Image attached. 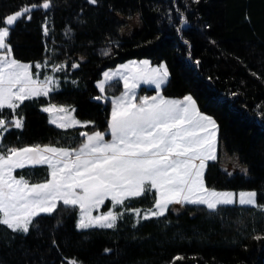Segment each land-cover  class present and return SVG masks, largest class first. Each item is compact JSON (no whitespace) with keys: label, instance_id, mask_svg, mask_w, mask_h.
<instances>
[{"label":"trees","instance_id":"1","mask_svg":"<svg viewBox=\"0 0 264 264\" xmlns=\"http://www.w3.org/2000/svg\"><path fill=\"white\" fill-rule=\"evenodd\" d=\"M43 2L0 0V21L37 5L30 19L22 16L10 28L7 42L16 59L41 63L32 67L35 78L53 73L58 79L47 96L25 100L15 112L3 110L0 118L22 117L24 126L7 123L0 146L78 147L85 138L81 133L109 127L111 101L97 85L104 70L130 58L164 61L169 70L164 93L192 94L199 108L215 117L227 152L248 167L249 176L230 174L219 161H210L206 185L255 190L257 206L222 204L212 210L187 204L180 213L168 209L163 216L137 219L133 209L155 206L153 189L119 205L123 215L114 228L80 229L79 207L60 202L51 214L35 217L27 234L0 225V264L72 259L79 264H264V0H51L48 9L40 7ZM137 13L143 27L122 36L120 15ZM105 43L112 51L101 55L96 47ZM57 64L60 71L53 69ZM51 103L73 108L81 124L51 123L42 108ZM15 175L43 182L49 168L29 166ZM108 208L110 200L103 210Z\"/></svg>","mask_w":264,"mask_h":264},{"label":"snow or ice","instance_id":"2","mask_svg":"<svg viewBox=\"0 0 264 264\" xmlns=\"http://www.w3.org/2000/svg\"><path fill=\"white\" fill-rule=\"evenodd\" d=\"M89 2L95 4L97 0ZM50 6L51 0H44L40 5L43 9ZM36 7L35 4L25 6L22 11L9 14L6 20L0 21V50H4L0 54V116L5 108L15 112L25 100L47 96L50 91L51 77L44 81L33 79L30 71L33 66L12 58L11 45L6 42L10 28L22 16L30 19ZM47 31L45 26V34ZM135 63L121 65V68L128 70ZM35 67L40 68L41 65L36 64ZM137 67L141 71L124 77L125 94L113 101L109 141L105 140V133L96 131L92 135L81 133L87 137V142L79 149L39 144L0 146V225L13 232L27 234L35 217L51 214L58 202H62L65 206L79 207L78 228H114L123 213L109 211L103 216L93 217L91 210L106 199L110 198L114 205H123L125 200L153 189L158 195L154 201L156 211L149 209L144 219L163 216L173 203L202 204L212 210L218 205L237 202L257 206V193L254 191L239 193L237 200L235 193L206 187L204 172L207 162L217 160L219 125L199 110L191 95L182 100H169L158 92L156 96L142 97L139 104L132 102L140 82L154 84L159 89L169 76L164 64L150 68V62L145 60ZM55 71H60V68H55ZM115 75L104 73V80L98 85L101 92L105 89V82ZM43 111L67 113L68 109H57L51 105ZM7 123L18 129L24 126L22 117L14 121L0 118V129L6 130ZM51 123L66 128L80 121L58 123L54 118ZM2 144L3 137L0 136ZM37 165H47L51 178L30 184L22 175L19 178L13 175L16 169ZM243 171L246 173L247 169ZM133 211L140 215L138 209ZM68 264L79 262L72 259Z\"/></svg>","mask_w":264,"mask_h":264},{"label":"rangeland","instance_id":"3","mask_svg":"<svg viewBox=\"0 0 264 264\" xmlns=\"http://www.w3.org/2000/svg\"><path fill=\"white\" fill-rule=\"evenodd\" d=\"M120 18L125 21V25L120 30V34L122 36H128V35L132 34L135 30L141 29L143 27V22H142L141 17H140V15L138 13L133 15V16H131V17H126L124 15H120ZM6 42H7V40H6ZM3 51L4 50H0V54H2ZM96 51L99 54H101V55H108V54L111 53L112 48H111V45L109 43H105V44L99 46ZM11 57L15 58L13 56L12 52H11ZM84 58L85 57L83 56V59ZM145 60L150 62V68L158 67L161 64H164V65L167 66L166 62H164V61H162L160 63H152L151 60L148 59V58H130V59H127V60H125L123 62L118 63L115 66L109 67L106 70H104V72L102 74V77L97 82V85H99V83L102 80H104V73L105 72L116 73V75L113 77V79L105 82V89L102 92V94L106 98H109L110 101H111V110H110L109 123H110V120H111L112 108L114 106L113 101H115L117 98L123 96L125 94V92H126V89H125V86H124V77L128 76L130 73H137V72L141 71L137 66L140 64V62L145 61ZM19 61H21V60H19ZM21 62L22 63L31 64L32 66H34L35 64H41L38 61L37 62L21 61ZM132 62H136V63L134 65H132V67L130 69L125 70V69L121 68V65L132 64ZM60 65L61 64H57V65L53 66V69L55 70V68H58V67L61 68L62 65L61 66ZM167 69H168V67H167ZM30 71L32 72V68L30 69ZM168 72H169V70H168ZM48 77H51V81H52L51 83L48 84V87L50 89L49 93H50L54 89V87H56L57 84H58V79H57V77H55V75L53 73H50L45 78H35L33 76V79H36L38 81H44ZM168 79H169V76L167 78V81L164 84H162L159 89H157L154 84H147V83L140 82L139 86L135 89V99L132 102L136 103V104H139L141 102V98L142 97H144V96H148V97L156 96L158 92H159L160 95H162L166 99H169V100H182L186 95L178 97V96H168V95H166L164 93L163 88L166 85V83L168 82ZM131 82L132 81L130 79L129 83L131 84ZM118 86H121V89H120V91L117 92L116 89H117ZM150 89H154V90L150 91ZM187 95H191L194 98V96L192 94H187ZM51 105H55L57 107V109L60 108V107L67 108L68 112L67 113L59 112V111H54L52 113L47 112L48 115H49V120L50 121L52 119H54V118L57 119L58 123L65 122L66 120H77V121H80L77 118V116L75 114V111H73V108H70L68 106L56 105V104L51 103V104L46 105V106H44L42 108L44 109V108L50 107ZM199 110L203 114L211 116L213 119H215V117L212 116L211 114H208V113L202 111L200 108H199ZM17 118H20V117L15 116L14 120L17 119ZM79 124H81V121H80ZM79 124H75L74 126H77ZM55 125H57V124H55ZM4 130L5 129H0V136H2ZM96 131L105 133V140L106 141H109L111 139V135H110V132H109V127L105 131L95 130V131L89 132L87 134L88 135H92ZM86 142H87V137L85 136L83 142L78 147H76V148H68V149H70V150L79 149L80 147L83 146V143H86ZM44 145H49V144H44ZM44 145H41V146H44ZM49 146L60 148V147L54 146V145H49ZM63 148H65V147H63ZM216 161H219V164H220L221 168L224 169L225 171H227L230 174L241 172V173H244L247 176H249L248 167L240 162L239 156L237 154H229L227 152L224 143L219 140V133H218V146H217V160ZM209 162L210 161L207 162V165H208ZM243 169H247V172L245 173L243 171ZM49 172H50V169H49ZM205 172H206V170H205ZM205 172H204V181H205ZM13 175L16 176L15 172L13 173ZM16 177L19 178L18 176H16ZM50 178L51 177L49 175V179ZM43 182H45V181H43ZM40 183H42V182H40ZM205 185H206V183H205ZM206 187H208V186L206 185ZM208 188L212 189V190H215V191H218V192H232V193H235L237 200L239 199V193H241V192H251V191L256 192L255 190L216 189V188H210V187H208ZM156 199H158V195L157 194H156ZM109 200H110V208H108L107 210H103V207L107 204V201H109ZM256 201H257V196H256ZM59 203L60 202H58V204ZM187 204L188 203H184V204L173 203V204H170L168 206V209H171V210L175 211L176 213H180V212H183V210L186 209ZM234 204H236V203H234ZM118 206L119 205H114V203L109 198V199H106L103 204L99 205L96 208H93L91 210V214H92L93 217H97V216H103L109 211H112L114 213H118V211H117ZM133 210H135V209H133ZM138 210L140 212V215H137L136 212L134 211L135 216L137 217V219H143L144 215L147 214L148 211H149V210L148 211H141L140 209H138ZM151 210L152 211H156L155 206ZM79 219H80V211H79V216H78V220H77V226H78V223H79ZM116 223H117V221H116Z\"/></svg>","mask_w":264,"mask_h":264},{"label":"crops","instance_id":"4","mask_svg":"<svg viewBox=\"0 0 264 264\" xmlns=\"http://www.w3.org/2000/svg\"><path fill=\"white\" fill-rule=\"evenodd\" d=\"M100 46H101V45H100ZM98 47H99V46L96 47V50H97Z\"/></svg>","mask_w":264,"mask_h":264},{"label":"water","instance_id":"5","mask_svg":"<svg viewBox=\"0 0 264 264\" xmlns=\"http://www.w3.org/2000/svg\"><path fill=\"white\" fill-rule=\"evenodd\" d=\"M103 99V98H102Z\"/></svg>","mask_w":264,"mask_h":264}]
</instances>
